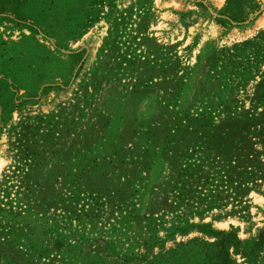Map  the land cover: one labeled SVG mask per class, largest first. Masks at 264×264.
Masks as SVG:
<instances>
[{
  "label": "rangeland",
  "instance_id": "rangeland-1",
  "mask_svg": "<svg viewBox=\"0 0 264 264\" xmlns=\"http://www.w3.org/2000/svg\"><path fill=\"white\" fill-rule=\"evenodd\" d=\"M0 264H264V0H0Z\"/></svg>",
  "mask_w": 264,
  "mask_h": 264
},
{
  "label": "trees",
  "instance_id": "trees-1",
  "mask_svg": "<svg viewBox=\"0 0 264 264\" xmlns=\"http://www.w3.org/2000/svg\"><path fill=\"white\" fill-rule=\"evenodd\" d=\"M228 237H230V236H228Z\"/></svg>",
  "mask_w": 264,
  "mask_h": 264
}]
</instances>
